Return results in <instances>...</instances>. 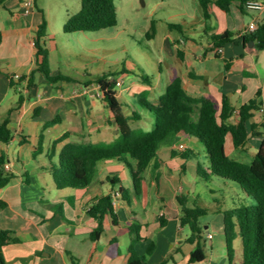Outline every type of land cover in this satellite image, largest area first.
<instances>
[{
	"label": "crops",
	"instance_id": "1",
	"mask_svg": "<svg viewBox=\"0 0 264 264\" xmlns=\"http://www.w3.org/2000/svg\"><path fill=\"white\" fill-rule=\"evenodd\" d=\"M23 1L6 0L10 17L0 19V124L11 111L9 127L12 130L10 140L0 143V153H5V162L9 165V169L6 165L5 169L15 173L10 183L0 188V201L3 203L0 206V227L11 229L18 238V242L8 244L3 249L8 264H73L69 253L77 264H129L132 236L123 229L133 220L141 223V235L144 237L136 243L138 254L147 255L149 244H155L153 253L147 255L144 264H161L169 255L173 258L167 264H230L223 215L214 212L206 215L211 217L206 219L205 227L209 229L215 225L222 228V234L217 236L208 230L205 242H209L210 248H205V259L190 261L196 244L187 241L191 230L181 224L178 198L182 197L187 200L188 206H194L200 197V189L195 185L204 181L192 172L197 173V161H201L199 148L198 152L192 151L194 158L180 156L179 167L169 165L177 157L171 156L172 148L182 151L178 149L182 141L159 150L158 157L143 173L139 192L134 189L133 195L127 188L129 193L126 198L129 201L122 198L116 207L120 226L114 225L108 216L105 233L97 241L91 239L97 220L89 215V208L102 195H112L120 188V184L106 187L108 177L118 176L115 166H120V163L116 160L100 162L99 175L91 186L69 189L70 193L61 197L58 191L65 192L67 189L59 190L56 186V189H52L47 178L49 174L53 181L50 157L53 156V161L57 162L58 153L67 141L112 142L118 137L119 129L110 109L98 95L99 85L87 82L84 86L67 88L64 84L49 82L42 72L35 74L32 86L28 85L27 76L35 63L34 38L45 15L36 4L33 12L25 15ZM234 5L237 6L235 10ZM229 14H234L238 22H231ZM207 19L213 21L212 26L206 27V33L212 29L207 44L189 36L173 40L172 52L176 51L179 61L170 68L169 80L173 76H180L189 94L211 98L219 109L225 94L237 112L244 103L255 97L264 103V50L257 56L251 55L245 52L241 39L248 33L246 29L252 21L259 23L264 19V9L242 11L237 3L232 5L230 12H224L213 5L211 16ZM226 30L236 32L237 36L225 44L224 52L217 56L213 51L212 34ZM16 74L22 75V80L16 78ZM143 83L134 96L139 99V95L147 90L150 100L158 103L167 84L161 93L157 83L146 82L145 79ZM53 86L59 89V94L53 93ZM156 90L158 92L154 93ZM53 119H58V122L45 127L46 122ZM253 120L263 121L264 112L257 111ZM109 129L112 131L111 138L105 137ZM67 131L71 132L70 137L57 144L53 152L54 142ZM261 142L260 137H253L248 148L240 150L233 147L229 138L226 149L230 156L251 162ZM26 145H30V151L24 150ZM189 149L186 146L185 150ZM12 156L17 163L12 161ZM204 157L207 162L206 155ZM103 163L108 170L101 176ZM29 168L32 172H29ZM171 168L173 172H168ZM148 170L150 178L145 180ZM188 175L192 176L191 180H188ZM64 200L70 203V212L66 211ZM213 200L216 202L217 198ZM162 216H167L164 226L161 224ZM201 218L199 222L202 226ZM210 234L213 236L210 237ZM114 237H118L117 246L120 249V254L116 256L109 252ZM235 248L240 256L241 237L235 240Z\"/></svg>",
	"mask_w": 264,
	"mask_h": 264
},
{
	"label": "trees",
	"instance_id": "2",
	"mask_svg": "<svg viewBox=\"0 0 264 264\" xmlns=\"http://www.w3.org/2000/svg\"><path fill=\"white\" fill-rule=\"evenodd\" d=\"M248 0H199L206 18L211 16V7L217 6L224 12H230L233 4L238 3L242 11H246ZM0 5L6 7L5 0ZM118 12L115 0H82L81 9L71 15L64 26L66 33L80 31H97L117 25ZM237 33L226 30L223 33L212 34L211 41L214 46L224 47L225 44L235 40ZM47 21L45 17L35 34V63L28 77V85L32 86L35 74L42 72L51 83L71 80L68 76L58 73L52 74L49 61V49L46 43ZM240 38V37H239ZM241 39L245 52L257 56L264 50V19L259 22L258 28L253 32L244 34ZM254 42L252 45L251 42ZM218 56V54H216ZM105 77L98 80L101 97L110 109L115 123L119 129L118 137L112 142H76L67 141L58 153V161L52 160L51 174L55 186L59 190L85 189L97 179L99 163L106 160H116L124 163L130 170L134 189L139 192L143 173L158 157L162 146H173L176 135L191 136L205 147V161H197V175L203 181H212L215 178L225 182L237 183L245 194L252 199L248 203L226 207L223 202L216 201L214 209L195 203L190 207L187 200L179 197L180 220L183 226H188L191 234L187 241L195 243L196 248L191 252L190 261L198 262L205 259L204 230L199 219L211 212L221 213L224 220V235L230 264H264V120L255 122L253 119L257 111L262 110L264 103L255 97L244 103L238 110L231 105L229 96L224 95L219 109L211 98L195 97L188 93L180 76H173L166 85L165 91L160 95L159 102L150 100L149 92L145 90L139 95V105L142 110L135 108L130 114L125 110L117 90V80ZM26 78V77H25ZM13 79V78H12ZM22 80V78H20ZM91 83V82H88ZM20 104V102H19ZM143 110L151 112L155 117V124L151 130L142 131L133 127V122L145 118ZM10 113L0 124V143H5L12 137L9 127ZM236 115V120L232 118ZM58 122L53 119L46 122L50 127ZM71 132L67 131L53 144L56 145L67 140ZM253 137L262 139L261 145L251 162H244L230 156L226 149L229 138L236 149L248 148ZM171 156L194 158L192 151H177L172 148ZM5 153H0V188L7 186L15 173L5 169ZM112 185L122 184L119 176L108 177ZM119 191L122 198H126L129 190L123 185ZM127 201L128 198H126ZM3 203L0 201V206ZM89 215L97 220V226L91 233V239L99 240L106 231L105 220L108 216L116 226H120L116 206L113 204L111 194L102 195L94 201L89 208ZM167 223V216L161 217V224ZM132 236L130 246L129 264H144L147 255L153 253L155 244L151 242L147 255L140 256L136 243L144 239L141 235V223L137 220L123 229ZM122 231V229L120 230ZM242 238L240 256L237 255L235 240ZM18 242V238L11 229L0 227V264H8L3 249L8 244ZM118 237L111 240L109 252L119 255L117 246ZM116 249V250H115ZM73 264L75 258L69 253ZM173 258L169 255L161 264H167Z\"/></svg>",
	"mask_w": 264,
	"mask_h": 264
},
{
	"label": "rangeland",
	"instance_id": "3",
	"mask_svg": "<svg viewBox=\"0 0 264 264\" xmlns=\"http://www.w3.org/2000/svg\"><path fill=\"white\" fill-rule=\"evenodd\" d=\"M34 4L43 10L47 21L46 43L52 74L62 73L71 78V80L59 81L58 84H64L67 88L74 85L84 86L87 82L99 85L98 80L107 74L108 79L113 77L122 82V85L117 86V90L119 98L125 102L127 113H131L135 108L142 110L134 93L139 92L141 84H145L144 79L146 82L157 83L159 92L164 91L163 88L171 75L170 68L179 61L176 51L172 52L173 40L189 36L207 44L212 29H208L206 33V27L213 25V21L205 17L199 0H115L118 12L117 25L97 31L66 33L65 23L71 15L81 9L82 0H35ZM236 7L234 5L233 10ZM229 15L231 22H238L234 14ZM9 17L10 12L0 5V19L6 20ZM52 89L54 94H59L56 86ZM143 112L145 118L142 121L133 122V127L142 131L151 130L155 124V117L151 112L146 110ZM105 137H112L110 129ZM177 141L178 143L182 141L190 148L189 151L198 152L197 148H199L200 153L196 154L200 156L201 161L205 160V147L202 144L200 146L195 138L176 135L175 142ZM165 147L167 146L161 148ZM30 148V145H26L24 150L30 151ZM11 159L17 163L14 156ZM180 161L181 157L177 156L169 165L179 167ZM116 163L114 165H118ZM103 164L101 176H104L108 170ZM120 166H115L116 174L122 180L120 186L130 188L134 195L130 170L122 162ZM29 170L32 172V169L29 168ZM167 171L173 172L172 168ZM123 172L126 174L124 175ZM192 172L197 175L196 171L192 170ZM148 173L149 170L145 173V180L150 178ZM47 178L52 189L53 187L56 189L49 174ZM191 179L192 176L188 175V180ZM111 185L110 182H106L107 188ZM195 186L200 189V197L197 200L202 206L213 207L216 204L214 198L223 202L226 207L243 204V198L248 203L252 202L240 186L232 181L225 182L215 178L208 182H198ZM107 188L106 191H108ZM68 191L69 189L65 192L58 191V193L63 197L70 193ZM64 202L66 211L70 212V203L65 200ZM209 217L211 215L201 218L205 239H207L208 230L217 236L222 234V228L215 225L209 229L205 227V221ZM203 247L210 248L209 242H205Z\"/></svg>",
	"mask_w": 264,
	"mask_h": 264
},
{
	"label": "built area",
	"instance_id": "4",
	"mask_svg": "<svg viewBox=\"0 0 264 264\" xmlns=\"http://www.w3.org/2000/svg\"><path fill=\"white\" fill-rule=\"evenodd\" d=\"M246 7L249 10H256V11H261L264 9V1L262 0H248L246 2ZM34 10V0H24L23 1V13L25 15H29L30 13H32ZM258 22L257 21H252L249 26L246 29V32H253L258 28ZM35 44V41H34ZM213 51L215 54H221L224 52L223 47L221 46H213ZM16 78H21L22 75L16 74L15 75ZM117 85H122L121 81L117 82ZM98 95H101L100 91H98ZM262 112H264V107L261 110ZM178 149L180 150H185L186 146L185 144L181 143L178 145ZM6 168L9 169V165H6ZM112 197H113V204L117 207L120 200L122 199V194L119 191V189L113 191L112 193ZM213 235L210 234V237H212Z\"/></svg>",
	"mask_w": 264,
	"mask_h": 264
},
{
	"label": "water",
	"instance_id": "5",
	"mask_svg": "<svg viewBox=\"0 0 264 264\" xmlns=\"http://www.w3.org/2000/svg\"><path fill=\"white\" fill-rule=\"evenodd\" d=\"M251 44L253 45V44H254V42L252 41V42H251Z\"/></svg>",
	"mask_w": 264,
	"mask_h": 264
}]
</instances>
